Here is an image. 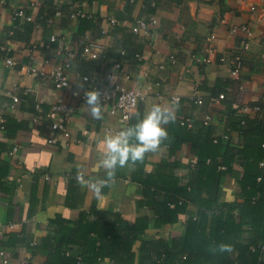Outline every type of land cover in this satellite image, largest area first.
<instances>
[{
    "label": "crops",
    "instance_id": "1",
    "mask_svg": "<svg viewBox=\"0 0 264 264\" xmlns=\"http://www.w3.org/2000/svg\"><path fill=\"white\" fill-rule=\"evenodd\" d=\"M185 5L183 15L173 3L145 15L156 24L136 35L143 44L142 57L123 60L124 70L115 72L114 80L143 89L148 98L122 121L105 106L102 118L93 119L85 99L72 95L81 84L76 64L67 72L69 87L56 88L50 72L64 59L63 45L77 49L87 38L110 49L141 16L142 0L0 2V52L9 46L13 60L7 65L0 59V249L10 255L9 264H69L55 255L58 245L69 252L65 258L83 257V264H155L158 253L166 255L161 264H256L264 259V249H253L264 243V176L257 179L260 191L247 183L264 166V123L250 112L241 134L236 125L245 114H234L229 105L264 101V0H229L230 10L219 19L217 7L207 0H185ZM76 7L93 16L95 25L84 33V25L68 17V9ZM43 8L51 15L45 25L38 21ZM16 9L34 22L19 18L14 26ZM55 10L60 15H52ZM241 23L253 31L246 50L241 49V34L229 32ZM210 33L215 34L217 56L226 57L224 63L192 57L203 54L194 35ZM236 51L244 54V63L234 76L228 61ZM171 54L174 63L159 68ZM106 63L94 73L101 75ZM22 65H35L45 75L28 76L19 71ZM195 86L201 104L192 101ZM222 92L223 99H210ZM12 94L18 101L11 106ZM172 95L180 97L178 106L169 100ZM59 99L73 108L66 123L68 137L53 130L48 117ZM155 103L175 107V121L165 126L168 138L142 163L118 167L115 179L96 199L77 183L78 171L86 179L105 178L99 154L106 129L135 125ZM206 114L211 115V129L203 126ZM181 117L189 118L192 128L182 127ZM222 134L227 140L210 142L209 137L221 139ZM53 135L57 142L48 143ZM198 157H209L213 165L192 167ZM256 195L261 199L251 202ZM220 242L231 244L233 251L214 253Z\"/></svg>",
    "mask_w": 264,
    "mask_h": 264
},
{
    "label": "built area",
    "instance_id": "2",
    "mask_svg": "<svg viewBox=\"0 0 264 264\" xmlns=\"http://www.w3.org/2000/svg\"><path fill=\"white\" fill-rule=\"evenodd\" d=\"M2 0H0L1 2ZM251 9L254 7L251 5ZM57 14H59L57 12ZM90 17V14L85 13L81 8L76 7L71 12V18L77 17ZM20 18L27 22H32L33 17L30 14H27L23 9H16L12 12V20ZM110 25H115L116 21L114 18L109 19ZM156 24V19L153 16H143L138 17L135 22L132 24L131 31L135 34L139 32H146L149 28ZM229 32L231 34L240 33L242 36L241 40V49L246 50L249 46V42L253 37V31L248 23H241L238 25H233L230 27ZM50 41L55 39V36H50ZM215 34L210 33L204 38L202 43V55L198 56L197 54H193V59L203 62L209 63L213 60V58H217L219 62L224 63L226 61V57L224 55L217 56V51L214 45ZM63 50L65 51L64 59L61 63L57 64L55 68L50 72V78L53 85L56 88H63L69 87L71 81L68 76V70L71 65V60H73L77 54L82 59H89L94 60L100 58L105 48L103 44H101L97 40H90V39H82L79 42V48L73 49L69 48L67 45H63ZM11 48L9 46H3L0 52V59H3L5 64L12 65L13 60L10 56ZM3 52V53H2ZM242 52L236 51L235 53L231 54L229 58V72L231 75L237 76L239 71L243 66L242 60ZM138 59H141V55H135ZM175 61L174 55L171 54L164 58V61L159 64V68L163 69L165 63L173 64ZM123 66L120 62L115 61L113 62L101 75L89 74V75H80L81 84H83V88H76L72 89V95L81 99L84 98V90L87 88H96L100 91L102 96V106L107 107L108 112L112 115H118L122 121H127L130 117L132 111L137 107L140 102L145 101L148 98V93L145 92L143 89L138 87H126L120 82L114 80L115 72H122ZM20 72H25L28 76H44L45 72L43 69L35 66H20ZM128 76L125 75V78ZM158 84V83H156ZM79 92L78 95H75L74 92ZM223 93L219 94L217 97H211L212 101L223 99ZM12 104L11 106L18 101V97L15 94L11 95ZM172 102H177L180 100L179 96L172 95L169 98ZM192 101L196 104H201L203 102L202 98L198 96V86L194 88V97ZM235 110H237L240 114H248L250 112L256 113H264V105H249V104H233L232 105ZM73 112V108L68 106L64 103L61 99L57 100L54 104H52L49 112L48 117L51 118L52 123L51 127L53 130L59 132L62 137H68L69 132L66 126L67 120L70 117L71 113ZM0 121H3L2 116H0ZM211 121V115L206 114L203 118L204 124H209ZM243 122V121H242ZM180 124H186L187 126L192 125V121L187 117H181L179 119ZM107 132H116L119 131L118 129L114 128H107ZM264 136V132H263ZM228 135L222 134L221 139L227 140ZM217 138L213 139L214 142H217ZM48 143H56L57 136L53 135L47 139ZM262 146L264 147V140L262 142ZM15 150V148L13 149ZM197 160L191 161V166L194 167ZM12 227V224H10ZM261 249H264V244L261 245ZM11 260L10 255L5 251L0 249V262L1 264H9ZM18 264H22L19 262Z\"/></svg>",
    "mask_w": 264,
    "mask_h": 264
},
{
    "label": "clouds",
    "instance_id": "3",
    "mask_svg": "<svg viewBox=\"0 0 264 264\" xmlns=\"http://www.w3.org/2000/svg\"><path fill=\"white\" fill-rule=\"evenodd\" d=\"M83 88V84L78 85ZM78 95L79 92H74ZM84 98L89 114L93 119L102 118V96L98 89L87 88L84 90ZM178 106V101H177ZM176 119L175 107L155 103L138 119L133 126L116 132H108L104 136V147L99 154V166L105 171V178L86 179L83 171H78L77 183L96 199L102 196V190L109 187L115 179L116 169L135 165L143 162L149 153L159 152L164 140L168 138L166 125ZM212 251L219 253H231V244L220 242Z\"/></svg>",
    "mask_w": 264,
    "mask_h": 264
},
{
    "label": "trees",
    "instance_id": "4",
    "mask_svg": "<svg viewBox=\"0 0 264 264\" xmlns=\"http://www.w3.org/2000/svg\"><path fill=\"white\" fill-rule=\"evenodd\" d=\"M127 2H129V4H132L133 2L137 1V0H125ZM228 1L229 0H207L208 3L212 4V5H215L217 7V14L215 15L218 19L221 18L225 12L229 11L230 10V6L228 5ZM165 3H173V4H176V5H179L181 6V15L185 14L186 13V9H187V6L185 5V0H142V4H143V7H142V11H141V16L140 17H143V15H152L154 14V12L157 10V8ZM74 10V8H70L68 9V17H70V14L71 12ZM57 12L59 14H57ZM52 15H60V11L59 10H55L53 12ZM50 13H48L47 10H45L44 8L41 9L40 13H39V23L40 24H43L45 25L47 23V21H49V19L51 18L50 17ZM216 17H213L212 18V21H215ZM77 20L79 21V25H84V27L82 28L81 32L84 33V31L88 28H91L92 26H94V22H93V16L91 15L90 17H77ZM19 22V18L15 19L13 21V25L14 26H17V23ZM34 22V19L33 21ZM187 27H188V24H187ZM123 31H126L124 28H122ZM127 32V31H126ZM137 34L133 33L132 31H128L127 33L124 34V36L121 38V40H119L118 38L114 40L113 42V45L110 49H105L103 55L100 57V58H97V59H94V60H85V59H82L78 54L77 56L71 60V67L73 66V64H76V70L79 72V74L81 75H89V74H92L94 72H97L101 69L102 65L105 64L106 62V66H110L113 62L115 61H118L120 62L121 64L123 63V60L125 61H131V62H135V60H138V58L135 56V55H141V51H142V48H143V44L142 42H138L137 40V37H136ZM209 35V34H208ZM207 36V35H206ZM205 36V37H206ZM204 36L202 35H199V34H196V36L194 35V40L197 42V50L200 51V49L202 50V43L204 41ZM242 54V53H241ZM242 60H244V54H242ZM244 63V61H243ZM107 67V68H108ZM106 68V69H107ZM224 93V92H222ZM217 96L220 94V93H216ZM224 95V94H223ZM255 104H259V105H264V101L262 102H259V103H252V104H249V105H255ZM230 107H231V110L232 112L237 113L239 115V113L237 112V110H235L234 108H232V103H229ZM257 115V118L260 119L259 122L260 123H264V113H254ZM248 114H245V115H240V119L238 120V123L236 125V129L241 133L243 134L245 132V129H246V117H247ZM243 121V122H242ZM180 124V123H179ZM182 127L186 128V127H191V126H187L186 124H180ZM203 126L204 127H208V129L211 127L210 126V123L209 124H204L203 123ZM192 128V127H191ZM189 128V129H191ZM211 129V128H210ZM263 132H264V129H262L260 131L261 133V136L264 140V136H263ZM211 138L210 139V142H213L214 144H218L220 143V141H223L222 139H218L217 142H214L213 139L215 137H209ZM263 140L261 141V146H262V142ZM262 148H264L262 146ZM199 160H197L196 164L195 165H200L202 163H206L208 165L212 164V160L209 158V157H202V159H200L198 157ZM261 164L263 165V163L261 162ZM213 165V164H212ZM196 167V166H194ZM217 167H220V166H217ZM263 169H264V166L261 167L257 172H255L253 175H252V178L247 182L248 185L250 186H253L255 188L256 191H260V188H259V184H260V180L263 178L264 174H263ZM259 181H258V180ZM261 198L260 197H257L256 196H252L250 198V201L251 202H258ZM97 214H102L101 212H98ZM116 222L120 223L119 220H116ZM85 235H87L89 233V229L86 227L85 229V232H83ZM264 244V243H260V244H256L253 246V249H261V245ZM59 247V248H58ZM55 252V255H57L58 257L61 258V261L64 259V261H66V263L69 262V264H83V261H84V258L82 257H72V258H65L64 255L67 253H69L66 249V247L64 246H60L58 245L57 248H55L54 250ZM63 254V255H60V254ZM52 256L49 255L48 256V259L50 261V258ZM165 257L166 255L163 254V253H158L157 256H156V262L155 264H161L164 260H165ZM83 259V260H82ZM89 261L92 263V258L89 259ZM256 261V264H264V259L263 260H255Z\"/></svg>",
    "mask_w": 264,
    "mask_h": 264
}]
</instances>
